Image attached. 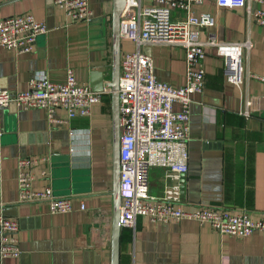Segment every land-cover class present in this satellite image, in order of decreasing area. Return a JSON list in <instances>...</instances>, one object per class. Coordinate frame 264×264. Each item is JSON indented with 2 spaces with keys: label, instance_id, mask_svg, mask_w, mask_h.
I'll list each match as a JSON object with an SVG mask.
<instances>
[{
  "label": "crops",
  "instance_id": "0c3cea01",
  "mask_svg": "<svg viewBox=\"0 0 264 264\" xmlns=\"http://www.w3.org/2000/svg\"><path fill=\"white\" fill-rule=\"evenodd\" d=\"M90 20L70 21L55 0H0V18L32 12L48 23L31 52L0 45V89L16 94L29 80L43 73L64 82L72 69L81 84L104 91L88 116L51 123L41 108L24 109L12 103L0 113V213L19 221L17 258L0 264H112L113 227V95L107 85L114 75L115 0H89ZM252 7L262 6L251 1ZM195 13H210L215 24L200 28L201 37L215 31L225 40L251 39L244 54L241 87L229 83L224 59L206 47L204 90L193 95L189 139V170L169 178L164 168L149 172L150 191L163 196L179 189L178 204L187 210L216 207L253 217L264 215V24L245 6L228 7L217 0H196ZM175 16H183L181 9ZM121 36V57L134 49ZM153 56L160 81L185 83L186 51L178 44L161 42L143 46ZM254 98L253 112L245 116L246 101ZM175 109H180L175 104ZM49 156L37 168L36 188L51 186L58 196H73V211L52 214L46 204L21 203L18 160L22 156ZM46 168L44 177L40 171ZM64 192L69 194L62 195ZM119 264H264V236L239 237L219 233L209 223L194 220L154 223L138 216L133 227H123Z\"/></svg>",
  "mask_w": 264,
  "mask_h": 264
},
{
  "label": "built area",
  "instance_id": "2783aa9c",
  "mask_svg": "<svg viewBox=\"0 0 264 264\" xmlns=\"http://www.w3.org/2000/svg\"><path fill=\"white\" fill-rule=\"evenodd\" d=\"M192 1L196 0H127L121 13V34L135 47L121 57L119 77L120 110V226L133 227L138 216L154 223L194 220L209 223L221 234L239 237L260 233L264 236V215L253 217L244 209L232 212L223 208L198 207L187 210L177 203L180 190H167L163 196L150 191L149 172L160 167L169 178H178L189 170V139L191 130V104L193 95L205 87L204 59L206 47L213 46L224 59L226 80L238 87L244 83L245 51L252 46L249 38L225 40L215 31L201 37L200 28L215 24L208 12L195 13ZM251 1L262 4L252 7ZM70 21L90 20L93 9L89 0H55ZM228 7L245 6L247 12L264 24V0H217ZM181 9L183 16H175ZM48 23L32 12L0 18V45L18 52H31L40 34L48 30ZM181 45L186 51L185 83L174 86L160 81L155 73L153 56L143 46L154 43ZM264 82V76L253 74ZM104 91L81 84L72 69L64 82H54L43 73L28 82V88L16 94L0 89V113L12 103L24 109L46 110L51 123L63 120L55 116L58 109L67 111L69 118L88 116L92 106L102 100ZM254 98L246 101L245 116L252 115ZM175 104L180 109H175ZM49 156H22L18 160V189L21 203L46 204L52 214L68 213L76 203L85 209V202L73 196H58L51 186L36 188L37 168L49 162ZM47 175L46 168L40 171ZM19 221L0 213V255L17 258Z\"/></svg>",
  "mask_w": 264,
  "mask_h": 264
},
{
  "label": "water",
  "instance_id": "95a60500",
  "mask_svg": "<svg viewBox=\"0 0 264 264\" xmlns=\"http://www.w3.org/2000/svg\"><path fill=\"white\" fill-rule=\"evenodd\" d=\"M127 0H115L113 13V34L115 42V56H114V75L113 79L107 86L111 88L113 95V227H112V264H119V247L122 227L120 226L121 215V192H120V143H121V128H120V110H119V77L121 67V13L126 6ZM64 192L62 195L69 194Z\"/></svg>",
  "mask_w": 264,
  "mask_h": 264
}]
</instances>
